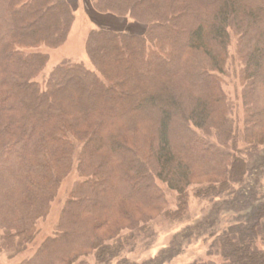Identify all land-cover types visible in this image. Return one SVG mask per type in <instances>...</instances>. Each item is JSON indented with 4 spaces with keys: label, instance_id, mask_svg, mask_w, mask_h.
Segmentation results:
<instances>
[{
    "label": "trees",
    "instance_id": "1",
    "mask_svg": "<svg viewBox=\"0 0 264 264\" xmlns=\"http://www.w3.org/2000/svg\"><path fill=\"white\" fill-rule=\"evenodd\" d=\"M89 3L125 28L97 24L86 39L92 67L64 59L40 80L41 48L65 40L74 8L0 0V251L26 250L62 180L79 174L55 234L18 264L115 258L156 218L178 219L190 187L221 195L264 151V0ZM229 62L242 115L220 79ZM159 182L178 193L176 210ZM251 186L254 210L211 243L220 261L190 264H264V194Z\"/></svg>",
    "mask_w": 264,
    "mask_h": 264
},
{
    "label": "rangeland",
    "instance_id": "2",
    "mask_svg": "<svg viewBox=\"0 0 264 264\" xmlns=\"http://www.w3.org/2000/svg\"><path fill=\"white\" fill-rule=\"evenodd\" d=\"M69 2L75 12L73 23L61 44L56 47L41 48L48 54V61L38 76L40 80L48 77L51 70L64 59L82 61L88 67H92V62L86 52V39L88 32L97 24L107 27L114 26L119 29L126 26L124 23L126 21H117L93 14L89 8V0H69ZM140 28L134 27L132 30H140ZM232 42L231 50L234 52L236 39L234 38ZM236 67L235 62L234 66L229 62L220 79L228 97L239 105L238 111L241 114L242 104L239 99L242 96V85L237 73L239 69ZM260 154L253 162L255 165L251 172L229 191L214 197H197L190 187L187 210L178 219L156 218L157 220L153 222L148 233L140 235L135 241L125 245L115 258L108 256L104 260H99L93 252L86 257V260L83 258L84 262L79 260L75 264H190L195 260L220 261L218 256L209 255L211 243L216 235L232 220H238L254 210L255 206L248 201L252 195L249 192L252 191L253 182L255 187L259 188V193L264 194V151ZM256 169V173H252ZM78 179L79 174L73 169L62 180L47 216L38 221V233L35 240L28 245L26 250L18 254L6 250L0 251V264L20 263L25 257L32 255L45 239L55 234L61 211ZM159 185L164 192L166 209L176 210L178 193L162 182H159ZM1 233L2 230H0ZM258 244L264 247V241L259 240Z\"/></svg>",
    "mask_w": 264,
    "mask_h": 264
}]
</instances>
